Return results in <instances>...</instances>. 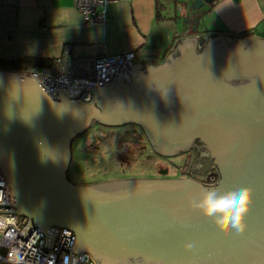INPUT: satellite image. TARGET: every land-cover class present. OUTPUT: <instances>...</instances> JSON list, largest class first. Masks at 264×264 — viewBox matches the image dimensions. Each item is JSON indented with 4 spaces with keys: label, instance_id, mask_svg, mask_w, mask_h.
I'll return each mask as SVG.
<instances>
[{
    "label": "water",
    "instance_id": "95a60500",
    "mask_svg": "<svg viewBox=\"0 0 264 264\" xmlns=\"http://www.w3.org/2000/svg\"><path fill=\"white\" fill-rule=\"evenodd\" d=\"M214 1L195 0L193 10ZM142 61L94 85L89 103L75 99L81 83L0 68V166L15 198L0 204L15 210L0 212L27 216L44 234L54 226L72 230L69 264L72 252H88L99 264H264V37L224 33L203 44L191 35L177 39L163 62ZM94 123L138 125L169 156L200 138L218 180L75 183L72 144ZM213 188L253 190L243 233H222L190 208Z\"/></svg>",
    "mask_w": 264,
    "mask_h": 264
},
{
    "label": "crops",
    "instance_id": "0c3cea01",
    "mask_svg": "<svg viewBox=\"0 0 264 264\" xmlns=\"http://www.w3.org/2000/svg\"><path fill=\"white\" fill-rule=\"evenodd\" d=\"M194 1L114 0L105 21L92 23L76 0H0V60H53L66 49L78 58L135 51L146 67L163 62L182 37H264V0H216L199 14Z\"/></svg>",
    "mask_w": 264,
    "mask_h": 264
},
{
    "label": "built area",
    "instance_id": "2783aa9c",
    "mask_svg": "<svg viewBox=\"0 0 264 264\" xmlns=\"http://www.w3.org/2000/svg\"><path fill=\"white\" fill-rule=\"evenodd\" d=\"M114 0H76L87 21H105L106 6ZM136 52L102 54L94 57H72L66 49L62 56L52 60L50 66L30 68L39 74L60 82L81 83L84 89L75 98L83 102L93 100L94 85L109 84L126 69L125 63L136 61ZM218 173L210 172L204 180L215 184ZM15 198L0 166V204H14ZM0 210L13 211L14 206H0ZM27 216L14 212H0V264H69L75 233L54 226L44 234ZM70 264H99L88 252H72Z\"/></svg>",
    "mask_w": 264,
    "mask_h": 264
},
{
    "label": "rangeland",
    "instance_id": "374dc122",
    "mask_svg": "<svg viewBox=\"0 0 264 264\" xmlns=\"http://www.w3.org/2000/svg\"><path fill=\"white\" fill-rule=\"evenodd\" d=\"M155 154L144 131L137 125L102 127L93 124L73 141L69 177L81 184L125 177H157L158 167H166L164 165L173 168L171 173H175L173 162L159 159ZM178 157H182V162L187 155Z\"/></svg>",
    "mask_w": 264,
    "mask_h": 264
},
{
    "label": "clouds",
    "instance_id": "9594fccd",
    "mask_svg": "<svg viewBox=\"0 0 264 264\" xmlns=\"http://www.w3.org/2000/svg\"><path fill=\"white\" fill-rule=\"evenodd\" d=\"M213 189L203 192L199 199L190 201V208L209 218L214 227L222 233L232 229L243 233L246 228L245 219L253 200V190L240 188L221 193L218 188Z\"/></svg>",
    "mask_w": 264,
    "mask_h": 264
},
{
    "label": "flooded vegetation",
    "instance_id": "af4514ba",
    "mask_svg": "<svg viewBox=\"0 0 264 264\" xmlns=\"http://www.w3.org/2000/svg\"><path fill=\"white\" fill-rule=\"evenodd\" d=\"M206 40L207 39L203 38V42H201V43L204 44L206 42ZM94 124L102 125L99 123H94ZM102 126L106 127L105 125H102ZM145 136L147 138L146 133H145ZM151 146H152V144H151ZM152 148H153V146H152ZM154 151H155V149H154ZM155 153H156L155 157H157L159 159L169 160L170 162H173V165L175 166V173H171V172H173L172 171L173 168H170L167 165H164L166 167H163V166L158 167L159 175L157 177L196 178V179H199V180L204 182V180L206 179V176L210 172L215 171L218 173L214 158L212 157V154L210 153L209 146H208L207 142L200 139V138H196L194 140L192 146L190 147V149L188 151H186V152L181 151L175 156H169L166 154H162L163 152L159 153L157 151H155ZM183 154H186L187 158H185L181 163H177V162L173 161L174 160L173 158H176V157L181 156Z\"/></svg>",
    "mask_w": 264,
    "mask_h": 264
},
{
    "label": "trees",
    "instance_id": "16d2710c",
    "mask_svg": "<svg viewBox=\"0 0 264 264\" xmlns=\"http://www.w3.org/2000/svg\"><path fill=\"white\" fill-rule=\"evenodd\" d=\"M161 17L162 15L160 14V11H158L157 19H161ZM51 63L52 59L45 58H24L16 61L0 60V68L29 70L30 68H36V66L47 67L50 66Z\"/></svg>",
    "mask_w": 264,
    "mask_h": 264
}]
</instances>
